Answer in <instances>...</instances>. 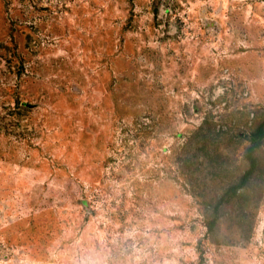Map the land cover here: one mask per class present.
I'll use <instances>...</instances> for the list:
<instances>
[{
	"label": "rangeland",
	"instance_id": "1",
	"mask_svg": "<svg viewBox=\"0 0 264 264\" xmlns=\"http://www.w3.org/2000/svg\"><path fill=\"white\" fill-rule=\"evenodd\" d=\"M262 130L264 0H0V264H264Z\"/></svg>",
	"mask_w": 264,
	"mask_h": 264
},
{
	"label": "trees",
	"instance_id": "2",
	"mask_svg": "<svg viewBox=\"0 0 264 264\" xmlns=\"http://www.w3.org/2000/svg\"><path fill=\"white\" fill-rule=\"evenodd\" d=\"M264 135V130L259 131L256 135H255V140L256 138H261ZM253 162H257L255 159H253Z\"/></svg>",
	"mask_w": 264,
	"mask_h": 264
}]
</instances>
